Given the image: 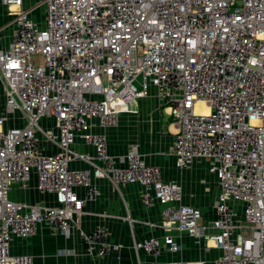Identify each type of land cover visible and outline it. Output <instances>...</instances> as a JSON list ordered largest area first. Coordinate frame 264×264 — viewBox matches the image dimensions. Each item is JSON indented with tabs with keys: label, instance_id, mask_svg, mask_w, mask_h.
Returning <instances> with one entry per match:
<instances>
[{
	"label": "built area",
	"instance_id": "2783aa9c",
	"mask_svg": "<svg viewBox=\"0 0 264 264\" xmlns=\"http://www.w3.org/2000/svg\"><path fill=\"white\" fill-rule=\"evenodd\" d=\"M44 5L43 17L33 20L22 0H0L13 17L7 48L0 27V264H33L30 256L11 255L10 243L32 237L41 224L64 236L80 229L84 203L98 195L97 179L114 188L139 185L146 208L165 207L168 229L213 243L220 252L214 264H264V0ZM150 87L177 125L175 167L204 159L218 180L213 221L203 223L200 210L181 204V187L164 181L135 148L115 157L105 134L94 131L115 129ZM41 120L51 121L56 134ZM76 141L92 147L94 157L73 151ZM44 143L54 151L46 154ZM76 161L86 167H71ZM31 173L54 206L10 200L12 185L26 190ZM76 188L85 189L83 199ZM232 204L240 205L239 216ZM82 236L89 257L116 249L101 228ZM163 245L179 250L170 235L133 249L158 257Z\"/></svg>",
	"mask_w": 264,
	"mask_h": 264
},
{
	"label": "crops",
	"instance_id": "0c3cea01",
	"mask_svg": "<svg viewBox=\"0 0 264 264\" xmlns=\"http://www.w3.org/2000/svg\"><path fill=\"white\" fill-rule=\"evenodd\" d=\"M22 9L29 12L33 20H40L45 12L44 0H22ZM15 11L14 8L11 9ZM13 17L7 16L6 8L0 6V23L3 32L13 27ZM155 88L150 87L146 97L134 104L135 113L119 115L115 129L95 132L104 133L108 151L115 157L126 154L135 148L148 165L156 166L161 171L162 179L175 182L181 189V204L191 205L202 214V222L213 221L214 207L219 195V183L209 173V162L204 159L192 161L189 168L179 170L175 167V157L171 147L177 133V125L163 112L155 97ZM42 123H51L43 120ZM53 124L51 123V128ZM45 153H52L54 148L43 144ZM72 150L94 157V149L81 141L72 145ZM73 168H85L86 164L76 161ZM98 190L97 197L86 201L80 218V229L72 228L68 236L52 233L45 224L38 226L32 237L14 238L10 243L11 255H27L33 264H214L220 255L211 241H197L185 233L168 229L169 224L162 217L164 206L154 203L146 208L142 201V188L137 184L122 185L114 188L106 180H93ZM76 194L83 199L86 191L76 188ZM10 200L37 206H54L52 195L40 194L36 189V176L31 173L28 187L21 189L12 185ZM237 214L240 205L232 204ZM239 211V213H238ZM96 228L106 233V241L112 249L104 257H89L85 250L83 234ZM170 235L178 244L179 250L172 253L166 246L161 247L158 257H152L143 250L135 251L133 244L148 238L162 239Z\"/></svg>",
	"mask_w": 264,
	"mask_h": 264
},
{
	"label": "rangeland",
	"instance_id": "374dc122",
	"mask_svg": "<svg viewBox=\"0 0 264 264\" xmlns=\"http://www.w3.org/2000/svg\"><path fill=\"white\" fill-rule=\"evenodd\" d=\"M1 25V23H0ZM2 27V26H0ZM12 31H13V27H9L8 29H6L1 35H2V45L1 48L5 47L7 48L9 45V42L11 40V35H12ZM4 105V97H3V90L2 87L0 85V107H2ZM16 118H19L18 116ZM43 120H41L39 122V125L42 129L48 130V131H52L54 134H56V131L53 129V126L51 128H49V126H51V123H42ZM50 122V121H49ZM239 213V211H238ZM240 215V214H239Z\"/></svg>",
	"mask_w": 264,
	"mask_h": 264
},
{
	"label": "bare ground",
	"instance_id": "6f19581e",
	"mask_svg": "<svg viewBox=\"0 0 264 264\" xmlns=\"http://www.w3.org/2000/svg\"><path fill=\"white\" fill-rule=\"evenodd\" d=\"M201 106H202V105H200L199 107H201ZM199 107H198V108H199ZM201 110H202V112L204 113V115H206V113L208 112V110L205 109V108H202Z\"/></svg>",
	"mask_w": 264,
	"mask_h": 264
}]
</instances>
